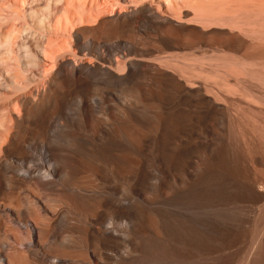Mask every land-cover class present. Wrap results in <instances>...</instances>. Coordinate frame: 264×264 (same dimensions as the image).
I'll list each match as a JSON object with an SVG mask.
<instances>
[{
	"label": "rangeland",
	"instance_id": "rangeland-1",
	"mask_svg": "<svg viewBox=\"0 0 264 264\" xmlns=\"http://www.w3.org/2000/svg\"><path fill=\"white\" fill-rule=\"evenodd\" d=\"M150 2L156 7L160 6V11H165L173 23L159 28L130 23L124 28L119 27L110 22V13L115 7L120 12H126L127 5L122 0H0V159L7 160L9 157L5 149V135L12 129L6 128V125L12 127L13 124L9 122L10 110L18 112L15 103L17 96L40 88L47 77L46 69L58 63L53 58L46 60L44 49L63 47L64 54L68 57L74 58L77 54L84 61L92 57V61L98 64L100 62L94 58L98 47L102 48L101 52L109 60L122 44L123 52L130 53L129 57L136 60H161L168 66L167 70L186 85L202 84L210 96H217L232 117L230 124L222 132L226 141L217 147L224 150L223 153L233 149L232 157L227 154L233 163L252 168L264 176V0ZM103 3H106L105 8L113 7L110 8L111 11L107 9L110 13L96 21L97 13L101 7L104 8ZM88 50H91V54H88ZM126 73L124 74L123 68L115 69L113 79H94L91 85L80 90L72 89V81L65 79L62 93L45 112L44 117L61 110L63 98L80 94L91 96L89 105L97 114L94 116L102 115L101 117L112 119V139L106 146L111 147V151H98L97 156L89 152L83 141L76 142L73 147L65 139L56 141L58 147L72 154L76 171L73 178L88 180L89 175L77 171V166L91 163L96 156L101 165L99 179L106 176L108 179L115 178L120 188H128L126 193L121 190L118 195L110 197L112 202L119 204L124 201L121 200V194L129 196V202L124 201L128 207L125 214L112 213V219L118 227H140L141 240L136 254L162 264H175L177 248L183 239L180 229L195 227L197 233L193 244L196 252L191 256L192 261L201 259L204 253L200 249L210 241L209 235L204 231L207 230L205 227L210 224L220 225L227 219L214 212L199 209L195 206L194 197L179 201L176 206L179 214L175 212L173 204L169 212H164L161 186H155L153 181L144 183L143 177L145 178L149 165L156 166L154 173L156 176L160 175L159 168L163 160L160 158L161 162H157L156 159L160 157L161 147L163 151L172 150L181 139L189 142V137L202 129L221 131L213 124L211 116L201 117L197 114L196 109L201 106L200 103L180 98L175 82L170 78L162 79L155 74L139 73L127 84L117 83ZM96 117L85 119L74 126L69 125V128L100 134V121ZM190 117L196 118L189 121ZM175 118L180 120V124L169 125V121ZM160 119L165 121V139L154 143L151 140L155 137L156 123ZM34 128L32 123L30 132ZM20 131L24 132V129L21 128ZM177 131L181 133V137L176 135ZM25 137L27 142L31 141L28 134ZM37 140H50V137L44 131L40 137L37 136ZM23 151L22 146L12 150L10 156L21 160ZM125 155L143 163L139 181L134 165L129 164L124 168L131 177L130 181L127 180V185L123 184V177L114 170L117 165H123ZM217 158L218 156L212 155L207 157L206 166L212 167ZM174 174H178L176 170ZM173 186V183L168 186L172 199ZM44 193V200L50 206V215L43 220L44 224L50 225L56 219V216L51 215L54 211L60 212L61 219H65V215H71L80 221L82 218L76 215L75 210L86 215L97 211L95 201L71 209L68 200L56 191ZM20 204L8 202L7 208L30 215L28 205L22 200ZM202 206L206 207V204L203 203ZM37 213L42 215L40 211ZM233 216L237 217V214ZM6 221V218L1 220L0 230L9 226ZM84 227L87 225L81 223L77 227L63 229L60 231L61 237H69V242L81 240L85 235ZM149 227H160L164 232L162 238L156 239ZM186 239L189 242L191 240L190 236H186ZM42 241L51 251L60 245L52 238H44ZM92 242L98 244L96 238Z\"/></svg>",
	"mask_w": 264,
	"mask_h": 264
},
{
	"label": "bare ground",
	"instance_id": "bare-ground-1",
	"mask_svg": "<svg viewBox=\"0 0 264 264\" xmlns=\"http://www.w3.org/2000/svg\"><path fill=\"white\" fill-rule=\"evenodd\" d=\"M122 1L127 5L126 12L118 11L119 8L115 9V4L114 10L111 11L110 8L112 9L113 6L105 8L106 3H103L104 8L101 7L97 13L96 21L110 13L107 10L109 9L110 22L122 28L129 23L151 28L173 23L165 11L161 12V7H156L150 0ZM123 48L124 45L120 44L107 60L106 55L101 52L102 48L98 47L94 57L100 62L98 64L92 61V57L86 61L77 54L74 58L68 57L64 54L63 47L43 50L46 60L53 58L58 60V63L46 69L47 77L40 88L17 96L15 103L18 112L10 110L9 122L13 124L12 127L6 125V128H11L12 131H8L5 135L7 140L5 149L9 157L7 160L0 159V227L4 218L8 220L6 222L9 226L4 227L3 231L0 230L2 231L0 264H162L157 260L146 259L136 254V248L141 240L140 227H118L112 219V213L125 214L129 196L120 193L121 200L127 203L120 201L119 204L112 202L110 197L118 195L121 190L126 193L128 188H120L115 178L108 179L106 176L99 179L101 165L96 156L91 163H81L77 166V171L89 175L88 180L73 178L76 171L72 154L56 145V141L63 139L71 143V147L76 142L83 141L87 144L90 153L97 155L98 151L109 152L111 147L106 146L112 139V119L101 117L102 115L94 116L97 114L89 105L91 96L88 97L86 94L61 99L62 109L49 117H44L45 112L62 93L65 79L72 81V89L80 90L91 85L94 79L104 81L113 79L115 69L122 70V68L124 74L126 70L128 72L117 82L120 84L129 83L139 73L155 74L162 79L170 78L175 82L180 98L200 103L201 106L196 109L197 114L201 117L211 116L213 124L221 131L202 129L189 137V142H183L181 139L172 150L163 151L161 147L160 157L156 159L157 162L160 158L163 160V162L159 161L160 175L156 176L154 173L156 166L149 165L145 178L143 177L144 183L153 181L155 186L157 184L161 186L164 212H169L173 204L175 212L179 214L176 209L179 201L194 197L196 207L227 219L219 223L220 225L210 224L205 227L207 230L204 231L209 235L210 241L200 249L204 257L196 258L194 261L191 255L196 249L193 238L195 239L197 229L182 227L179 233L183 239L177 248L178 257L175 264H264V176L252 168L233 163L234 161L228 157L234 155L233 149L223 153L224 150L221 151L217 147L226 141L222 132L226 125L230 124L231 114L217 96L208 94L204 85H186L179 77L167 70L168 66L163 61L158 59L148 61L145 58L136 60L129 57L130 53H124ZM88 54H91V50H88ZM93 103L96 105V102ZM95 117L100 121V134L69 128V125L74 126L85 119ZM196 117H190L188 120L193 121ZM162 119L156 123V134L151 140L154 143L158 140L163 142L165 139L163 135L165 121ZM179 122L180 120L175 118L168 124L177 125L180 124ZM32 123L35 128L30 132ZM21 128L24 132L20 131ZM44 131L48 133L50 140L38 141L37 136L40 137ZM24 133L30 136L31 141H26ZM176 135L181 137L179 131ZM22 146L24 149L22 159L15 160L10 156L12 150ZM211 155L218 158L213 166L208 168L205 159ZM228 158L229 162H227ZM122 162L123 165H117L114 170L123 177V184L127 185L131 178L124 170L129 164L135 166V175L138 176L137 181H139L143 172V163L130 159L128 155L123 156ZM175 170L178 174H174ZM171 183L174 185L173 199L168 190ZM50 190L66 198L71 209L95 201L94 203L98 205L97 211L92 215H86L74 209L76 215L81 216L82 221L71 215H65V219H61L60 212L54 211L51 215L56 216V219L51 221L50 225L44 224L43 220L48 219L50 215V206L44 200L46 195L44 192ZM21 200L30 208V215H25L24 211L21 214L19 212L21 210L17 212L7 208L8 202L21 205ZM203 203L206 207L202 206ZM37 211L42 212V215H38ZM234 214H237V217L233 216ZM81 223L87 225L84 227L85 235L81 240L69 242V237H61L60 231L77 227ZM63 225L64 227H61ZM149 228L156 239L162 238L164 232L160 227ZM186 236H190V242ZM44 238H52L60 245L54 251L48 250L42 241ZM93 238L98 240L97 245L92 242Z\"/></svg>",
	"mask_w": 264,
	"mask_h": 264
}]
</instances>
